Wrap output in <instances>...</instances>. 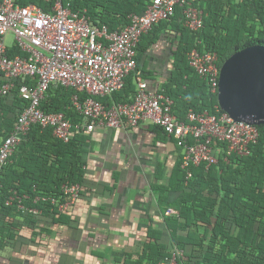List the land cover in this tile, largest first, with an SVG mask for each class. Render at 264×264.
<instances>
[{"label":"trees","instance_id":"obj_1","mask_svg":"<svg viewBox=\"0 0 264 264\" xmlns=\"http://www.w3.org/2000/svg\"><path fill=\"white\" fill-rule=\"evenodd\" d=\"M151 1L65 0V4L74 12H85L93 24L105 25L113 32L128 26L131 15H142ZM17 2L48 8L43 0ZM193 5L204 13L202 29L191 32L185 28L181 10L176 9L170 20L154 25L141 36L136 47V70L125 78L123 88L98 101L106 107L132 102L135 76L137 72L144 73L141 59L165 32L173 35L170 41L174 62L158 92L172 100L171 112L180 121L185 120L189 110L214 114L217 95L189 66L187 55L194 48L215 53L221 67L235 52L264 46V0H195ZM17 55L21 52L15 45L8 49L9 57ZM3 82L0 73V83ZM14 83V88L0 100V144L28 105L19 97L18 89L29 80ZM74 96L79 102L87 98L71 88L51 86L39 107L47 114H63L74 126L83 120L73 105ZM153 129L159 138L167 137L160 127ZM257 129L258 139L248 156H229L228 163L219 156L217 164L208 168L205 164L183 168L182 148L168 138L177 159L168 174H164L163 165H158L156 182L151 186L163 227L154 230L149 226L142 255L135 264H159L170 256L173 246L184 252L176 264H264V125ZM192 142L188 139V143ZM91 148L90 133L73 129L65 143L53 136L51 128H29L0 169V250L9 241L16 242L15 230L23 223L38 228L42 221L29 209L64 222V213L49 199L63 202V185L78 184L83 189ZM11 197L14 201L6 204ZM170 209L176 214L166 215Z\"/></svg>","mask_w":264,"mask_h":264},{"label":"built area","instance_id":"obj_2","mask_svg":"<svg viewBox=\"0 0 264 264\" xmlns=\"http://www.w3.org/2000/svg\"><path fill=\"white\" fill-rule=\"evenodd\" d=\"M43 1L48 4L47 10L34 4L23 6L17 0L0 1V73L4 80L0 83V100L14 88V80L30 82L18 89L19 97L28 105L0 144V169L33 125L51 128L53 136L66 143L73 129L82 133H91L97 126L126 130L147 122L160 127L182 148L183 168L200 164L208 168L217 164L219 156L228 163L229 156L250 154V147L258 139L257 126L234 121L219 106L214 114L189 110L185 120L180 121L171 112L172 100L149 89L141 77L135 78L131 103L106 107L98 101L123 88L125 78L136 70V47L141 36L154 25L170 20L176 9L181 10L185 28L191 32L202 29L204 13L193 5L195 0H152L142 15H131L128 26L113 32L105 25L93 24L85 12L72 11L65 0ZM8 35L13 36L21 55L8 56ZM187 58L210 92L217 95V55L194 48ZM57 85L87 95L82 102L73 97V105L83 118L80 124L73 126L63 114H47L40 109L47 90ZM188 139L193 142L188 143ZM61 190L63 202L52 198L49 201L65 212L78 201L81 188L71 184L63 185ZM12 201L13 197L6 204ZM28 211L41 214L37 209ZM171 214L176 211L166 213ZM169 253L159 264H176L184 256L176 246Z\"/></svg>","mask_w":264,"mask_h":264},{"label":"crops","instance_id":"obj_3","mask_svg":"<svg viewBox=\"0 0 264 264\" xmlns=\"http://www.w3.org/2000/svg\"><path fill=\"white\" fill-rule=\"evenodd\" d=\"M159 37L141 59L144 73L135 76L156 92L174 62L173 35ZM155 131L147 122L126 130L95 127L82 194L63 212L64 222L39 215L38 228L18 226L16 242L0 250V264H135L149 226L163 227L151 188L156 170L163 165L168 174L177 159L174 144Z\"/></svg>","mask_w":264,"mask_h":264},{"label":"water","instance_id":"obj_4","mask_svg":"<svg viewBox=\"0 0 264 264\" xmlns=\"http://www.w3.org/2000/svg\"><path fill=\"white\" fill-rule=\"evenodd\" d=\"M217 104L236 122L264 125V46L244 48L222 63Z\"/></svg>","mask_w":264,"mask_h":264},{"label":"rangeland","instance_id":"obj_5","mask_svg":"<svg viewBox=\"0 0 264 264\" xmlns=\"http://www.w3.org/2000/svg\"><path fill=\"white\" fill-rule=\"evenodd\" d=\"M13 36L12 35H8L6 38H5V45L6 46H11L13 44Z\"/></svg>","mask_w":264,"mask_h":264}]
</instances>
